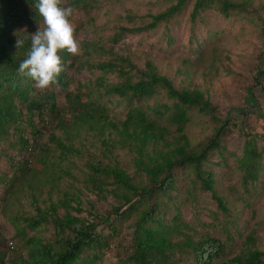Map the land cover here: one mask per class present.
I'll use <instances>...</instances> for the list:
<instances>
[{"label":"rangeland","instance_id":"1","mask_svg":"<svg viewBox=\"0 0 264 264\" xmlns=\"http://www.w3.org/2000/svg\"><path fill=\"white\" fill-rule=\"evenodd\" d=\"M73 1L61 0L60 7H71L73 10L70 20L75 25L74 35L80 44V54L75 55L77 60L82 62L88 58L118 64L119 57H127L139 69L144 68L146 60H150L160 74L172 81L175 88L196 87L202 91L215 107L219 121L224 122L229 117L235 123L229 125L222 136V143L226 146V163L213 165L221 162V155L216 149L208 156L211 163L208 166L219 182L218 193L226 197L229 212L218 208L209 191L192 187L190 170L175 168L177 190H172L171 194L177 193L174 201L179 204L181 219L188 226H181L180 234L173 233L172 241H185V235H192L194 240H198L202 234L209 233L226 244L224 254L215 259L217 264L243 254L248 247L262 251L264 259V0H244L247 3L245 10L229 16H224L212 6L206 7L194 19L191 13L195 0H188L181 12L170 20L162 21L148 30L125 31L115 43L112 37L122 28L144 26L151 21L150 15L165 10L175 0H80L75 6L71 4ZM31 9L29 7L28 11ZM38 27H43V19L30 28V33H35ZM27 30V24L22 23L16 27L14 35L17 37ZM126 69H129L127 64ZM64 70L69 82L66 91L71 95L80 91L83 94L81 99L88 98L95 103L97 111L109 119L124 118L127 109L125 101L116 95L105 94L103 88L95 83L101 75L106 82L118 81L115 72L102 74L99 70L76 65ZM131 73L135 74L136 70L132 69ZM33 85L37 92L44 91L37 88L35 82ZM47 89L56 94V104L62 109V114L45 112V120L40 122L35 116L41 132L38 136L24 125V137L32 142L33 136H37V142L33 144L34 154L20 150L17 144L9 146V142L16 137L12 128L10 134L0 142V244L5 248L9 239L13 246L10 257L15 264H20L18 257H27V248L15 235L11 218L19 219L21 213H35V206L30 202L32 194L38 199L37 205L46 209L62 197L64 190L76 193L81 201V212L70 210L71 213L84 217L88 222H96V231L105 239L111 229L109 221L106 222L104 218L109 216L113 220L115 214L112 208L122 203L120 197L110 192H105V197L101 198L88 189L90 184L84 180L88 177L89 169L85 163L93 156L98 159L104 157L102 152L105 147L95 131L74 126L65 133L67 129L59 128L57 122L60 117L66 124L72 119L70 104L74 103L66 100L65 92L58 85ZM159 91L154 99L149 100L150 104L170 102L166 89L160 88ZM255 100L258 107L251 106ZM188 115L185 132L191 144H204L219 124L196 109H189ZM253 136L262 156L260 176L256 181L257 193L249 197L241 184V171L235 165L237 157L242 154L245 140ZM55 137L62 139L61 142L66 145L71 144L80 153L64 151L57 145ZM62 152L65 157L61 156ZM132 156L127 147L116 144L104 160L117 163L134 182L144 181V177H139L135 172ZM27 159L28 164L24 165ZM44 166L45 170L41 171ZM229 185H232L230 189ZM72 205L75 206L74 203ZM62 212L63 208H58L57 213ZM167 217L165 214L164 218ZM113 222L116 234L108 238L107 248L103 249L94 264H128L126 256L131 251L133 227H130V223L133 218H119ZM21 223L22 219L19 221ZM27 233L48 240L53 235L52 222L43 223ZM249 236L253 237V241L246 243ZM87 256L88 250L84 251L77 264H83L82 259ZM174 258L178 264H196L186 244L174 249Z\"/></svg>","mask_w":264,"mask_h":264},{"label":"trees","instance_id":"2","mask_svg":"<svg viewBox=\"0 0 264 264\" xmlns=\"http://www.w3.org/2000/svg\"><path fill=\"white\" fill-rule=\"evenodd\" d=\"M173 1V0H172ZM188 0H175L165 10L150 15L151 21L142 27L133 29L122 28L120 33L112 37V42H117L125 31H142L155 28L158 23L170 20L174 15L181 12ZM38 0H0V142L10 134L16 136L9 142V146L19 145L22 151H29L33 155L34 143L41 134L38 122L45 120V112L62 114L56 104V94L44 89L37 92L31 79L18 75L19 64L26 58L30 49V28L42 19L35 10ZM80 0H74L75 6ZM246 1L236 2L232 0H195L191 18L199 15L206 7H213L216 11L229 16L231 13L244 11ZM31 7V11L28 8ZM26 23L28 30L15 37V29ZM17 38L24 41L23 47L17 49ZM62 60L63 71L58 77L59 89L65 92L66 100L70 103L71 117L69 123H65L61 117L58 119L59 128L68 129L74 126L84 127L95 131L100 142L104 145V157L98 159L93 156L85 164L89 169L88 177L84 180L89 183L92 192L99 197H105V192L120 197V204L112 208L116 219L127 220L133 218L130 227H133L131 237V251L126 256L128 264H178L174 258V249L186 244L190 247L196 264H217V260L224 254L226 244L218 237L204 233L198 240L192 235H185V241H172L173 233H181V226H188L181 219L179 204L174 201L175 195L171 194L175 187V168L181 167L190 170L192 174V187L198 186L201 190H207L215 199L216 205L223 212H229L226 197L220 195L217 190L219 182L214 171L208 166L209 154L214 149L221 155L219 165L226 163L224 157L226 146L222 143V136L226 133L233 121L227 117L224 122L219 121L215 115V107L203 92L194 87L175 88L172 81L159 73L155 64L145 61L142 69L131 64L127 57H119V63L112 61H85L77 60V57L69 54L66 50L58 53ZM90 54V53H85ZM71 60V61H70ZM70 61L69 63H67ZM126 64L129 69H126ZM87 67L99 70L102 74L115 72L118 81L106 82L103 76L96 78V84L103 88L107 95H116L125 101L126 112L123 119L111 118L99 113L95 103L88 98L81 99L80 91L71 95L66 91L69 82L65 67ZM132 69L136 73H131ZM187 73V70H185ZM82 86V84H78ZM53 86V85H52ZM160 88L166 89V96L170 102L149 103L159 93ZM87 96V93H85ZM251 96L254 98L253 94ZM255 99V98H254ZM258 107L257 102L251 104ZM196 109L217 122L211 137L202 145H192L185 132L189 121V109ZM25 109V113L23 112ZM242 110V109H238ZM25 116V119H23ZM103 118V119H102ZM24 125L33 131L32 142L24 137ZM171 125L173 127H171ZM248 136V134L246 135ZM58 140L57 145L64 151H75L77 148L66 145ZM118 144L127 147L133 153L132 163L135 172L144 181L134 182L125 169L117 163L104 160L112 148ZM62 157L65 154L61 153ZM262 151L257 149L254 136L245 140L243 151L237 157L235 165L241 171V184L245 195L252 197L257 193L256 181L261 171L260 158ZM28 159L24 165L28 164ZM44 160H40L43 162ZM211 164V163H210ZM45 170V166L41 171ZM52 175H50L51 177ZM112 186V188H107ZM232 185H229L230 189ZM191 194V193H190ZM163 197L166 199L164 200ZM248 197V198H249ZM37 197L32 194V205L35 213H21L19 219L11 218L15 235L26 247L27 257H18L20 264H77L84 251H89V256L82 259L83 264H94L99 260L104 248L108 246V238L116 234L113 220L107 216L104 218L111 229L110 235L105 237L96 231L97 223L87 221L80 215H73L70 210L81 212L79 207L80 198L76 193L64 190L62 197L46 209L37 205ZM75 204L73 206L72 204ZM248 204V203H247ZM63 208L61 214L58 208ZM168 215L167 219L164 218ZM103 218L101 215H96ZM22 219L21 225L19 221ZM171 223H168V222ZM52 222L53 235L48 240H42L28 235L27 231L36 230L43 223ZM246 243L253 241L249 236ZM1 242V239H0ZM2 246V247H1ZM12 245L8 242L5 246L0 244V264H5V258L12 252ZM263 252L254 247H248L243 254L235 255L222 264H264ZM6 264H15L12 257ZM17 264V263H16Z\"/></svg>","mask_w":264,"mask_h":264},{"label":"clouds","instance_id":"3","mask_svg":"<svg viewBox=\"0 0 264 264\" xmlns=\"http://www.w3.org/2000/svg\"><path fill=\"white\" fill-rule=\"evenodd\" d=\"M61 0H38L35 10L43 19V27L30 34L31 45L26 58L19 64L18 75L35 82L39 89H46L58 83L63 71L60 51L71 55L80 54L75 25L71 22V7H60ZM24 41L17 38L15 47H23Z\"/></svg>","mask_w":264,"mask_h":264},{"label":"built area","instance_id":"4","mask_svg":"<svg viewBox=\"0 0 264 264\" xmlns=\"http://www.w3.org/2000/svg\"><path fill=\"white\" fill-rule=\"evenodd\" d=\"M8 258H10V254H8V255L6 256V258H5V264H6V262L9 263V262H8Z\"/></svg>","mask_w":264,"mask_h":264}]
</instances>
